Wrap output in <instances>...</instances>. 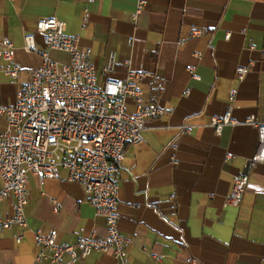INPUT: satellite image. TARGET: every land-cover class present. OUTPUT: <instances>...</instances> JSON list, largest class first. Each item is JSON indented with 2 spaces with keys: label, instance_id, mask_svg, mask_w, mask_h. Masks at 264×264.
I'll list each match as a JSON object with an SVG mask.
<instances>
[{
  "label": "crops",
  "instance_id": "1",
  "mask_svg": "<svg viewBox=\"0 0 264 264\" xmlns=\"http://www.w3.org/2000/svg\"><path fill=\"white\" fill-rule=\"evenodd\" d=\"M137 2L0 0V37L13 43L20 67L13 79L0 62V104L13 105L40 65L39 54L24 50V36L33 35L41 51L36 22H63L66 33L91 51L99 85L114 53L113 76L123 78L127 70L147 74L138 82L145 104L164 110L145 121L140 144L126 145L115 175L118 226L130 239L127 264H264V164L248 171L239 207L223 205L233 177L245 172L257 148L256 128L245 121L264 122V0H145L136 13ZM50 57L69 60L57 51ZM240 68L246 69L242 80ZM229 105L235 124L217 134L211 119ZM126 110L134 112L133 98ZM65 175L40 180L28 174V228L0 230V264H51L35 262V232L54 231L61 244L105 235V219L96 215L82 186ZM9 214L10 200L1 201L0 215ZM77 264L117 262L110 253L92 252Z\"/></svg>",
  "mask_w": 264,
  "mask_h": 264
},
{
  "label": "built area",
  "instance_id": "2",
  "mask_svg": "<svg viewBox=\"0 0 264 264\" xmlns=\"http://www.w3.org/2000/svg\"><path fill=\"white\" fill-rule=\"evenodd\" d=\"M144 4L145 0H138L136 13ZM36 33L43 49L39 51L35 37L27 34L23 38L24 50L39 54L40 65L32 70L13 105L0 104V118L5 121V129L0 131V202L10 200V214L5 218L0 215V230L28 228L24 213L28 174H35L40 180H56L65 171L66 181L81 185L96 215L105 219L106 232L103 237L80 236L72 244L59 243L54 231L47 235L35 232V262L77 264L92 252H99L110 253L117 264H127L130 239L121 234L118 226L119 186L115 175L126 145L140 144L145 121L157 118L164 110L153 103L145 104L138 82L147 74L127 70L123 78L113 76L114 53L108 55L103 68L105 78L99 85L90 61L91 51L80 47L78 36L66 33L63 22L42 18L36 22ZM203 33L204 30L193 32ZM51 51L67 54L68 62L53 60ZM14 59L13 43L0 37L1 70L13 79L20 72ZM239 71L242 80L246 69ZM234 95L232 91L230 104ZM128 98L134 99L132 114L126 110ZM245 123L256 128L257 148L245 162V172L233 177L224 207H239L249 182L248 171L264 164V122L250 117ZM234 124L230 105L222 116L211 119L217 134ZM183 132L190 130L184 127ZM21 240L19 236L16 242Z\"/></svg>",
  "mask_w": 264,
  "mask_h": 264
}]
</instances>
